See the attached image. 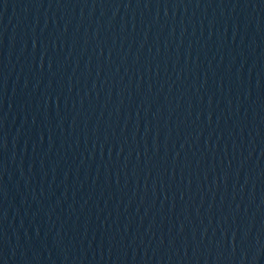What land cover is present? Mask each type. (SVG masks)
<instances>
[{"label":"water","instance_id":"1","mask_svg":"<svg viewBox=\"0 0 264 264\" xmlns=\"http://www.w3.org/2000/svg\"><path fill=\"white\" fill-rule=\"evenodd\" d=\"M0 264H264V0H0Z\"/></svg>","mask_w":264,"mask_h":264}]
</instances>
